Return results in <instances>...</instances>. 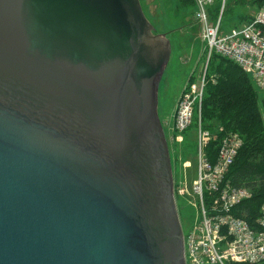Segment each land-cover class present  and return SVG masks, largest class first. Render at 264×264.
<instances>
[{"label":"water","instance_id":"water-1","mask_svg":"<svg viewBox=\"0 0 264 264\" xmlns=\"http://www.w3.org/2000/svg\"><path fill=\"white\" fill-rule=\"evenodd\" d=\"M152 31L138 0H0V264H184Z\"/></svg>","mask_w":264,"mask_h":264},{"label":"built area","instance_id":"built-area-1","mask_svg":"<svg viewBox=\"0 0 264 264\" xmlns=\"http://www.w3.org/2000/svg\"><path fill=\"white\" fill-rule=\"evenodd\" d=\"M213 5L214 0H195L194 20L201 27L207 60L217 55L232 62L264 94V0L253 18L226 35H221L223 2L220 15L211 20ZM204 88L205 70L196 85L184 88L173 117V131L182 135L194 124L196 113L193 190L198 220L188 235H183L184 264H264V205L257 219L248 222L237 212L250 192L233 187L227 178L242 146L241 138L225 136L214 163L206 156L213 138L200 120Z\"/></svg>","mask_w":264,"mask_h":264},{"label":"rangeland","instance_id":"rangeland-1","mask_svg":"<svg viewBox=\"0 0 264 264\" xmlns=\"http://www.w3.org/2000/svg\"><path fill=\"white\" fill-rule=\"evenodd\" d=\"M138 1L144 18L154 29L152 34L165 36L170 46L169 60L162 69L158 85L157 109L165 140L168 142L174 204L183 235L187 236L198 220L193 190L196 179L195 124L180 135L173 131L172 120L175 102L182 90L196 85L204 70L206 81L210 59L207 60L205 45L201 39V27L194 20L195 0H192L193 5L190 6H183L179 0ZM222 2L221 35L238 30L258 10L255 0H214V8L210 9L214 11L218 8L220 15ZM254 89L258 109L263 114L264 94L255 87ZM195 118L196 113L193 122Z\"/></svg>","mask_w":264,"mask_h":264},{"label":"trees","instance_id":"trees-1","mask_svg":"<svg viewBox=\"0 0 264 264\" xmlns=\"http://www.w3.org/2000/svg\"><path fill=\"white\" fill-rule=\"evenodd\" d=\"M262 1L255 0L258 5ZM179 2L183 6L193 5L192 0ZM209 11L214 20L219 9ZM209 63L200 113L203 129L213 138L205 150L206 156L214 163L225 136L241 138L242 146L227 178L233 187L250 192V198L240 205L237 213L253 223L264 205V112L261 114L258 109L257 93L250 79L238 66L217 55Z\"/></svg>","mask_w":264,"mask_h":264},{"label":"flooded vegetation","instance_id":"flooded-vegetation-1","mask_svg":"<svg viewBox=\"0 0 264 264\" xmlns=\"http://www.w3.org/2000/svg\"><path fill=\"white\" fill-rule=\"evenodd\" d=\"M154 31V29H152ZM152 31V33H154ZM155 35H160V34H156ZM160 36H163V35H160ZM165 36H163V40H165ZM158 91V89H157ZM157 106H158V92H157ZM161 124V123H160ZM162 131H163V128H162ZM163 135H164V132H163ZM165 135H164V140H165ZM167 140H165V145H166V149L168 150V145H167ZM169 153L167 152V157H168V161L166 162V166L168 167L169 171H170V179H169V191H170V194L172 195V198H173V188H172V180H171V167H170V158H169ZM166 178H167V175H166ZM174 201V199H173ZM175 205V204H174ZM176 209V208H175ZM176 217H177V220H178V223H179V227H180V236H181V240H183V229L181 228V224H180V221H179V217L177 216V212H176ZM182 246H183V241H182Z\"/></svg>","mask_w":264,"mask_h":264},{"label":"crops","instance_id":"crops-1","mask_svg":"<svg viewBox=\"0 0 264 264\" xmlns=\"http://www.w3.org/2000/svg\"><path fill=\"white\" fill-rule=\"evenodd\" d=\"M257 5H258V4H257ZM257 7H259V5H258ZM253 16H254V15H253ZM253 16H252V17H253ZM243 24H244V23H243ZM243 24H242V25H243ZM175 105H176V102H175ZM175 105H174V106H175Z\"/></svg>","mask_w":264,"mask_h":264}]
</instances>
